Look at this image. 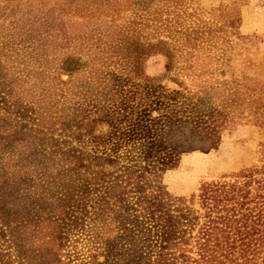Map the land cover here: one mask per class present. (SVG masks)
<instances>
[{
    "label": "trees",
    "instance_id": "trees-1",
    "mask_svg": "<svg viewBox=\"0 0 264 264\" xmlns=\"http://www.w3.org/2000/svg\"><path fill=\"white\" fill-rule=\"evenodd\" d=\"M52 1L41 13V35L52 37L41 51L51 53L54 40L71 50L49 73L56 82L34 103L27 95L34 88L12 89L22 77L0 93L13 98L10 112L29 109L39 122L43 172L49 159L58 162L57 176L45 177L56 195L38 205L8 187L0 264H264V161L187 197L170 195L160 181L181 154L214 149L230 125L264 130V84L245 77L168 90L142 72L152 54L163 55L166 72L196 55L223 64L244 0L206 19L192 0ZM97 124L104 134L93 133ZM66 228L75 233L71 256L63 252Z\"/></svg>",
    "mask_w": 264,
    "mask_h": 264
},
{
    "label": "rangeland",
    "instance_id": "rangeland-1",
    "mask_svg": "<svg viewBox=\"0 0 264 264\" xmlns=\"http://www.w3.org/2000/svg\"><path fill=\"white\" fill-rule=\"evenodd\" d=\"M231 1L192 0L191 5L196 9L197 17L206 19L214 9L227 6ZM52 3V0H0V91L9 88L7 84L11 78L18 81L16 77H22L12 89L23 91L34 88L35 92L27 93L31 95L29 100L34 103L41 99L44 86L56 82L49 73L58 67L61 60L70 57L71 50L68 48L70 43L54 40V49L49 48L52 52L47 51V56H43L42 45L49 43L52 37L41 35L44 23L41 21V13L46 12ZM236 14L237 35L227 39L230 46L223 64L203 55H196L186 68L180 66L179 59H175L174 70L166 72L163 55L152 54L142 63L144 76L157 79L159 86L168 90H177L174 82L180 83L185 90L196 91L220 80L241 82L245 77L264 84V0H244L236 7ZM225 30L230 29L225 27ZM48 34L54 36L52 32ZM60 80H67V76L61 74ZM8 97L0 93V184L5 187L7 183V189L0 191V199H5L8 187L13 186L9 193L12 197L17 192L19 198H31L34 203L42 205V199L47 195H56L48 191V188L55 190L51 186L54 179L45 177L57 176L58 173L51 171L58 170V162L49 159L47 171L43 172L45 167L41 154L45 148L41 145L42 138L37 126L39 122L29 109H24L26 113L18 109L10 112L8 102L13 98ZM151 116H155V113ZM105 131L104 124L93 127L95 135L104 134ZM52 138L56 140L59 136ZM262 143L264 130L251 125H230L221 133L214 149L181 154L174 167L161 175V184L170 195L187 197L196 193L203 182L217 180L245 168L258 167L264 161L263 158L260 159ZM83 144V153L91 154V146L86 142ZM63 233V252L68 251L71 256L75 251L74 245L72 246L75 233L68 228ZM79 247L80 244H77V253L81 252ZM97 260L101 261L100 258Z\"/></svg>",
    "mask_w": 264,
    "mask_h": 264
}]
</instances>
